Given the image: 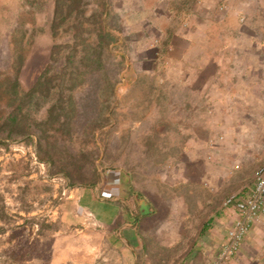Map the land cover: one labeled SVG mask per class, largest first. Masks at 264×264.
<instances>
[{
	"label": "rangeland",
	"instance_id": "obj_1",
	"mask_svg": "<svg viewBox=\"0 0 264 264\" xmlns=\"http://www.w3.org/2000/svg\"><path fill=\"white\" fill-rule=\"evenodd\" d=\"M146 3L85 0L64 6L66 12L85 9L87 15L96 12L104 19L113 35L109 66L114 77L111 81L102 77L98 88L76 90L83 97L88 91L97 93L99 101H84L83 105L90 115L96 110L106 118L101 121L98 114L92 121L81 118L74 135L53 130L49 153L53 162H49L38 154L36 134L17 131L10 137L3 123L21 97L26 98L29 124L47 116L53 95H24L51 63L53 50L57 61L52 73L62 69L65 46L73 34L71 22L53 31L56 0H0V264H133L126 250L109 244L96 214L81 202L84 188L97 185L113 169L124 170L133 186L160 200L166 211L167 202L177 197L188 202L194 194L203 197L200 186L216 192L225 205L229 195L241 194L254 184V171L264 162V47H247V56L261 60L263 67L252 72L257 78L248 79L250 92L230 113L229 125L213 127L210 133L200 125L201 138L192 145L191 128L180 121L187 112L177 109L174 92H160L165 82L152 75L155 69L162 76L168 68L163 65L166 58L161 49V67L149 63L157 54L149 44L152 41L156 46L161 34L150 24ZM221 3L217 6H226ZM249 8H264V0L250 2ZM241 16L235 13L233 21L243 23ZM255 18L263 26L264 10ZM249 31L264 41L262 28ZM16 75L18 97L10 89ZM81 78L79 85L88 79ZM110 92L113 95L108 99ZM205 116H199L200 122ZM195 148L198 158L192 159L189 152ZM207 174L215 185L206 181ZM183 181L190 183L185 186Z\"/></svg>",
	"mask_w": 264,
	"mask_h": 264
},
{
	"label": "crops",
	"instance_id": "obj_2",
	"mask_svg": "<svg viewBox=\"0 0 264 264\" xmlns=\"http://www.w3.org/2000/svg\"><path fill=\"white\" fill-rule=\"evenodd\" d=\"M219 1L226 6H217ZM253 1L147 0L150 24L161 34V44H149L157 53L156 60L149 63L160 68L161 51L166 58L163 65L168 68L162 76L155 69L152 75L165 82L160 92H174L177 109L187 112L180 121L183 127L190 126L192 145L199 143L200 125L208 128V133L213 127L229 125L230 113L250 92L248 79L257 78L252 72L263 67L261 60L247 56V47H264L258 33L249 35V30H264V24L261 26L255 18L264 8L252 10L249 7ZM237 12L244 18L243 23L233 21ZM184 24L187 27L183 33ZM201 114L206 115L202 122ZM197 152L196 148L189 152L192 159L198 158ZM182 175L185 179L186 172ZM206 181L215 185L210 174ZM183 183L188 186L190 182ZM253 185L244 188L241 195L249 193ZM200 188L204 189L203 197L194 194L189 202L177 197L167 202L166 211L160 200L133 186L124 170L113 169L97 185L84 188L81 202L96 214L109 244L126 250L133 264H208L238 214L234 206H225L216 192ZM103 191L109 195L103 197ZM229 264H264L263 224H253Z\"/></svg>",
	"mask_w": 264,
	"mask_h": 264
},
{
	"label": "trees",
	"instance_id": "obj_3",
	"mask_svg": "<svg viewBox=\"0 0 264 264\" xmlns=\"http://www.w3.org/2000/svg\"><path fill=\"white\" fill-rule=\"evenodd\" d=\"M68 1L70 2L68 3ZM83 1L85 0H56L53 31L56 32L62 24L70 22L73 31L71 43L65 46V63L59 73H52L53 64L57 61L54 58L56 52L53 50L51 63L42 71L35 85L24 95L30 98L36 95H53L51 100L53 102L47 109V116L44 119L33 120L34 125L29 124L30 118L24 111L26 98L21 97L19 103L9 112L3 123L4 129L9 131L10 137L17 131L28 136L36 134L38 154L41 159L49 162H53V157L49 154L52 148L51 139L55 138L54 135H51L53 130L74 135L81 118L85 117L86 120L92 121L94 114H98L101 121L106 118L105 114L103 116L102 112L96 110H93V115H90L87 105H83L84 101L92 103L99 101L97 93L88 91L85 93V97L76 95L78 88L86 90H90L91 86L98 88L102 77L109 79V81L113 80L114 77L109 66L113 35L106 27L104 19L98 16L96 12L87 15L85 9L72 8L67 12L64 10V6L73 7ZM21 60L20 65L22 66L24 60ZM83 76L88 79L83 80L82 84L79 85L78 80L82 79ZM55 78L57 83L53 85ZM113 85L112 83V87ZM10 89L18 97L20 94L18 75L12 79ZM112 95L113 92H110V98L108 99H111ZM56 124L59 125L58 128H56ZM44 152L47 156H43ZM66 176L71 180L73 179L70 172L66 173Z\"/></svg>",
	"mask_w": 264,
	"mask_h": 264
},
{
	"label": "built area",
	"instance_id": "obj_4",
	"mask_svg": "<svg viewBox=\"0 0 264 264\" xmlns=\"http://www.w3.org/2000/svg\"><path fill=\"white\" fill-rule=\"evenodd\" d=\"M108 195V191L102 192L103 197ZM225 205L234 206L238 217L229 229L220 250L208 264H229L239 252L253 224L264 225V162L254 172L253 189L244 195L237 193L229 195Z\"/></svg>",
	"mask_w": 264,
	"mask_h": 264
}]
</instances>
